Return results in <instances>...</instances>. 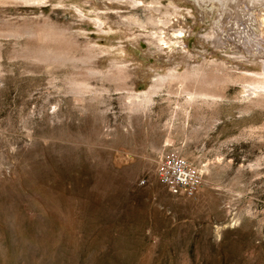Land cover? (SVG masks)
I'll return each mask as SVG.
<instances>
[{
	"label": "rangeland",
	"instance_id": "rangeland-1",
	"mask_svg": "<svg viewBox=\"0 0 264 264\" xmlns=\"http://www.w3.org/2000/svg\"><path fill=\"white\" fill-rule=\"evenodd\" d=\"M220 1L179 0L172 6L189 10H176L183 18L172 17V24L181 21L180 26L158 27V15L151 13L147 22L150 13L142 7L102 9L106 3H101L94 9L91 0H0V264H264L263 105L233 82L217 86L225 98L215 104L191 103L187 86L179 82L163 83L148 104L144 93L157 79L131 72L134 79L118 80L108 74L110 60H83L82 44L98 37L97 45H109L106 40L114 38L111 32L118 27L158 45V38L180 42L176 31L188 24L194 32L189 45L194 53H204L200 37L232 15L234 1L223 0L229 1L224 6ZM238 2L242 5L235 3V8L249 12ZM91 18L95 22H87ZM252 18L246 17L251 26L256 25ZM195 21L199 24L192 27ZM97 22L113 25L112 31ZM47 23L55 26L52 32L60 31L53 36L62 42L52 34L46 41L40 31L51 32ZM240 29L262 37L256 27L240 24ZM124 39L118 45H125ZM47 50L64 57L48 58ZM215 59L210 54L193 66L207 61L212 68ZM150 64L162 65L147 61L146 70L159 68ZM175 64L156 73L177 69ZM167 150L199 169L202 182L194 195H174L160 183L157 164Z\"/></svg>",
	"mask_w": 264,
	"mask_h": 264
},
{
	"label": "bare ground",
	"instance_id": "bare-ground-1",
	"mask_svg": "<svg viewBox=\"0 0 264 264\" xmlns=\"http://www.w3.org/2000/svg\"><path fill=\"white\" fill-rule=\"evenodd\" d=\"M1 1H3V0H1ZM91 1L92 2L89 5H91V6L93 5L94 6V9H96L97 7H99L101 3H106L105 6L103 5V8L102 9H108L111 6L112 7H119V8L120 7L121 8L122 7H124V8L125 7H129V8H132V9H136V8L142 7V9H145V10L147 9V11H148L147 14L150 13V14H148V16L149 15L151 16V13H153V15L154 14H157L158 15L159 22H157L158 21L157 15H155L156 17L154 16L155 17L154 19L157 18V21H156L158 23V24L156 23L157 26L159 24H163L165 26L166 25H172V26L173 25H177V26H180V22L181 21L174 22L175 24H172V22L174 20V19H172V17H174L175 20H176V18L177 19L183 18V16H185V14L184 15L182 14L183 15L182 16V15H180L181 14L180 12H186L187 13L189 11V10H187V8L180 10L178 8H175V6H172L175 3L178 4V1L179 0H174V1L173 0H91ZM221 1L223 3V0H221ZM229 1L230 2L231 1L233 2L234 1V4H230L229 5V8H230V6L232 7V11H231L232 15H231L230 18H228L227 22L224 21V23H225L224 25L221 23L222 26H220V24H219L220 27L218 25H216V27H214L211 30H209L210 34L212 33L211 36H208L210 34H208V35L205 34V35H202L200 37L202 39L198 42V46L203 47V43L206 44V48H207L206 50L207 51L204 52V53H202V52L194 53L193 49L189 45V43L191 42V38H192V35L194 34V32H192V28H189V25L188 24H185L184 25L185 30H181V32L175 30L176 32L180 33V35L178 34L180 36V39H181L180 42L176 41L177 39L174 40L173 37H171V38H158L155 41H158L159 43H158V45H157V43L155 45L154 43H152L153 41L151 43L150 42H147L150 38L147 39V41H146V37H144L145 38L144 39V38H142L143 37L142 35H141L142 37L139 34H138L139 36L135 35L136 31L134 32L131 28H128V27L119 28L118 27L117 30L115 29V31L114 30L112 31V28L110 29L109 26H113V25H109V23H108V28H106V26L103 24L104 22L103 23L97 22V23H99L101 25L102 29H105V31H109V32L112 31L111 34L114 35V38L111 39V37H112L111 36L110 39L106 40V41H108V44L109 45H105V46H99V45L96 44V42L98 41V39H97L98 37L96 39L91 40L88 44L85 43L86 46H85V44H82L85 47L84 48L85 49V54L83 56V60H84V62H86L85 60H87V61H94V60L95 61H97V60H104L105 61V60H110L111 61L110 62L111 67H109L110 69L109 68L107 69L108 74H111L112 77H117L118 80H120V79L121 80H125L126 78L128 79V77H131L133 75V74L131 75V72H136L137 75L148 73L149 74V77H151L152 79H157V81L153 80L150 83L151 88L148 89L144 93V95L146 97L143 96V95L142 96L140 95L141 97H145L146 98L144 100L147 103L151 100L152 94L155 93L157 90H159L158 88H160V89H161V87L163 88V85H162L163 83H166V82L169 83V82H171V84H172L174 82H179V85L180 86H182L180 83H183V84H185L187 86V88H188V94H189V96L190 95L192 96V97H190L191 99L189 98V100H191V103H193L194 101L200 99L202 101V103L205 102V103H210V104L211 103H214L215 104L219 99L225 98V94H224L225 92L224 93L220 92L222 90L218 91V89H217L219 87L218 85L220 83L223 84L224 82H233V84L234 83L241 84L242 87H243L242 93L248 94V97H251L253 99V100L252 99L251 100L254 103H256L257 105H263V107H264V7L262 6L263 3L261 2L262 4L260 5L258 0H237V2H235L236 0H229ZM229 1H225V3H227V2L229 3ZM238 1L242 2L243 4H245L246 5V9H248L246 11H249V12L246 13V12L242 11L243 9L242 10H239L240 8L239 9L235 8V3L238 4V6L239 5L240 6L242 5V4H239ZM220 2H218V3H220ZM225 3H223V6H224ZM250 3H254L255 6L253 5L254 7H252L250 5ZM186 4H188V3L186 2ZM89 5L86 4V6H89ZM65 6L66 5H64V7ZM238 6H236V7H238ZM64 7H63V9H64ZM84 7H85V5H84ZM221 7H222V5H221ZM225 7H228V6L225 5ZM229 8L226 11L229 10V12H230V9ZM81 10H82V8H81ZM116 10H117V8H116ZM176 10H178V11L180 10L179 11V13H180L179 15L175 13ZM244 10H245V8H244ZM82 11H84V10H82ZM82 11H79V13L81 15H82ZM85 11H87V9H85ZM74 12H75V10H74ZM103 12H106V11H102L101 13H103ZM190 12H191V10H190ZM76 13H77V10H76ZM96 13H97V11H96ZM127 13H128V11H127ZM94 14H95V12H94ZM98 14H100V13H98ZM95 15H97V14H95ZM104 15H103V17H104ZM133 15L134 14H132V16ZM188 15H189V13H188ZM251 15H253V16L255 15L256 19L254 17L253 18L255 19L254 22L256 23V25H252L251 26L250 23H247L246 17H248L250 19V18H252ZM128 16L129 15H127V17ZM132 16H130L128 18V20H134V18ZM145 16H147V15H145ZM150 16H149V19L147 20V22H149ZM227 16L229 17V13H228ZM78 17H81V16H78ZM83 18H85V17H82V19ZM88 18H86V20ZM104 19H105V17H104ZM151 19H152V22L155 23V21H153V17ZM98 20H100V18ZM125 21L128 22L126 18H125ZM77 22H78V20H77ZM87 22L93 23V22H95V19H92L91 18ZM121 22H120V24H121ZM131 22L134 23L133 21H131ZM83 23L84 22H82V24ZM51 24H48V25L51 26ZM151 24L152 23H150V25ZM198 24L199 23L196 22L195 24L192 25V27L197 26ZM240 24H245L246 29H247V27H250V28L251 27H256L257 29H259V31L262 33L261 39L257 38V34L254 35V33H255L254 30H253V33L252 34L248 33L247 30H244V29L241 30L240 29ZM48 25L45 26L46 29L49 30V28H50V31L51 30L53 31V29H55V28H53L55 26L52 25L53 27L51 26L52 27L51 28V27H48ZM148 25H149V23H148ZM156 25L154 26L152 24L151 26L155 28V27H157ZM123 26H126V25L123 24ZM101 27H100V29H101ZM140 27H142V26H140ZM45 28L42 27L41 29H45ZM56 28H58L57 25H56ZM132 28H134V27H132ZM136 28H139V27H136ZM148 28H150V26ZM58 29H60V28H58ZM257 29H256V31H258ZM65 30H66V32H67V30L69 31L68 28H65ZM97 30H98V28H97ZM138 30H140V29H138ZM52 31L50 33H47L46 31L44 32V30L43 31L41 30L40 33L41 34H44V35L45 34L47 35L46 38L43 36L46 39V41L48 40L47 39L48 37L51 38L50 34H52L53 40H57L58 41L60 39L58 37H60V36L55 37V38H54V36H57L58 32H60V31H57V32H55V31L52 32ZM95 31H96V29H95ZM145 31H146V29H145ZM159 31H160V29H159ZM61 32H64L62 34H65V31H62L61 30ZM142 32H144V30ZM250 32H252V30ZM53 33H54V36H53ZM70 33L68 34V37L69 36H73L72 34L70 35ZM87 33L85 31V35ZM98 33H97V35H98ZM41 34H40V37H42ZM36 35L37 34H35V36ZM99 35H101V34H99ZM106 35H108V34H106ZM178 35H177V37H178ZM75 36L77 37V34ZM103 36L105 37L104 34H103ZM152 36H155V35L152 34ZM43 37L41 39H43ZM68 37L66 36L67 39H68ZM119 37H121L123 39L125 38L124 40H126V42L127 41L128 42H131V44L128 46L126 44V42L124 41L125 42V45L123 44L124 46L123 45H118V43L121 42V41L120 42L118 41V40L121 39V38L119 39ZM50 38H49V41H51V39H52V38L51 39ZM106 38H108V37H106ZM67 39H66V41H67ZM99 39H103V38H99ZM38 40H40V39H38ZM61 40L63 41V38L60 39L59 42H62ZM75 40L77 42V39H75ZM72 41L73 40L71 39V42ZM86 41H87V39H86ZM122 42H123V40H122ZM68 43H70V42H68ZM74 44H75V42H74ZM43 45H45V44H43ZM54 46L55 45H53V48H54ZM61 46L63 48V45H61ZM69 46H71V45H69ZM178 46H180L181 48H183L184 49V52L183 51H180L179 49H178L179 51H177L176 49H177ZM145 47H147V49H145ZM131 48H132V50H131ZM151 48H154L155 51H153V50L151 51L150 50ZM84 49H83V51H84ZM210 50H213V52L212 51L210 52ZM221 50L226 51V52L227 51H233L234 53H232L231 55H227L225 53H222ZM62 51H63L62 54H65L66 53L64 51V49ZM44 52H42V53L44 54ZM47 52H48V50L45 53L48 54ZM59 52H60V50H59ZM53 53L51 52L50 54H48V58L51 57L50 56L51 54H52V56H56V58H54V57L52 58L51 57L52 59H59V57H64V56H62L61 53L59 55H56L57 53H55V50L53 51ZM210 54L216 57L215 60L217 61V64L215 66H213L212 68H208V66H209L208 64L209 63L207 61H209L208 59H210V58H208L207 61H203L201 63V65L193 66L195 63H199V61H200L201 58H203V57H205L207 55H210ZM255 55H257V57ZM218 56H220L221 58H223V60H224L223 62H226L228 64L231 63V64H233L235 66L237 65V68H235V67L233 68L231 66V64L230 65H227L226 63H223L220 60H219L220 61L219 62L217 60V57ZM66 58H67V56H66ZM151 60H155L156 62L161 61L162 65L159 66L157 64H150L151 67H155V68L159 67V68H157V69L154 68L155 70H153V69L146 70L144 65H145V63L147 61H151ZM172 61H176V63H177V64L174 65L175 68L178 69L179 67L186 65L187 66L186 70L184 72H180L177 69H174V67H172L173 69H170V67L168 66V68L170 70H168L167 73H165L163 75H159V74L156 73V70H157V72H163V71H165L167 68L165 69L164 66H166L170 62L172 63ZM205 62H207L208 64L205 63ZM130 65H135V66H132L131 67ZM189 65H192V66L189 67ZM90 71L92 72V70H90ZM104 71H106V70H104ZM233 71L234 72L236 71V73H234ZM99 72L102 73V70L99 71ZM99 72L96 73V75L98 74V76H100L101 74H99ZM87 74L90 76L89 72H87L86 75ZM108 74H107L106 78H108V77L110 78V76ZM101 76L103 77V75H101ZM130 79L131 80L134 79V75ZM84 82H82V84H81V82H79V83L83 86V85H86ZM122 82L124 83V81H122ZM125 82H127V81H125ZM193 84H195V88L194 89H191L190 87H192ZM83 87H85V86H83ZM222 87H224V85H222ZM184 90L185 89H184V86H183V91H181L180 94H184ZM227 91H228V89H227ZM238 95L240 96V94H238ZM252 96L255 97V98H253ZM244 97H246V96H244ZM187 99H186V101L188 102ZM244 99L245 98H243V100ZM137 100H138V98H137ZM237 100H239V98ZM243 100H241V101H243ZM139 104H140V102H139ZM139 104L137 103V105H139ZM132 105L134 106L136 104H132ZM194 105H196V104H194ZM141 106L142 105L140 104V107ZM136 107L138 108V106H135V108Z\"/></svg>",
	"mask_w": 264,
	"mask_h": 264
},
{
	"label": "built area",
	"instance_id": "built-area-1",
	"mask_svg": "<svg viewBox=\"0 0 264 264\" xmlns=\"http://www.w3.org/2000/svg\"><path fill=\"white\" fill-rule=\"evenodd\" d=\"M156 173L160 183L174 195L192 196L202 182L199 169L174 150L161 156Z\"/></svg>",
	"mask_w": 264,
	"mask_h": 264
}]
</instances>
